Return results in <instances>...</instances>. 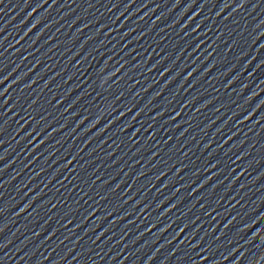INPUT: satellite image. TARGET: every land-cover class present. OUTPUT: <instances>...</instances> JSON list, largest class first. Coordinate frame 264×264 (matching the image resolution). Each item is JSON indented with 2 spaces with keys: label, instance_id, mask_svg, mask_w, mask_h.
I'll return each instance as SVG.
<instances>
[{
  "label": "water",
  "instance_id": "obj_1",
  "mask_svg": "<svg viewBox=\"0 0 264 264\" xmlns=\"http://www.w3.org/2000/svg\"><path fill=\"white\" fill-rule=\"evenodd\" d=\"M59 264H264V0Z\"/></svg>",
  "mask_w": 264,
  "mask_h": 264
}]
</instances>
